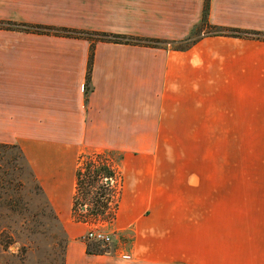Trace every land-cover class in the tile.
<instances>
[{"label": "crops", "instance_id": "1", "mask_svg": "<svg viewBox=\"0 0 264 264\" xmlns=\"http://www.w3.org/2000/svg\"><path fill=\"white\" fill-rule=\"evenodd\" d=\"M204 7L0 0V22L169 42L97 41L87 93L90 40L0 28V144L20 147L65 222L64 264H264V40L204 29L177 48ZM208 20L264 32V0H210ZM82 151L123 157L105 254L73 219Z\"/></svg>", "mask_w": 264, "mask_h": 264}, {"label": "rangeland", "instance_id": "2", "mask_svg": "<svg viewBox=\"0 0 264 264\" xmlns=\"http://www.w3.org/2000/svg\"><path fill=\"white\" fill-rule=\"evenodd\" d=\"M213 31L205 30L206 33ZM201 34L202 32L198 36ZM184 150L185 140H178L175 161L179 166L185 163ZM122 158V155L115 152L82 151L79 155L77 173L82 188L78 194V205L74 204V222L85 227L84 236L90 227L113 235V241L109 245L89 243L91 250H104L109 253L116 243L111 227L115 222L118 201L121 200ZM102 163H109L116 170L113 178L115 183L110 187L105 186L104 178L96 181L95 168ZM24 177L23 182L27 185L21 190L19 198L30 209L23 213L0 209V264H63L68 242L65 222L45 193L35 189L37 184L29 178V174L25 173Z\"/></svg>", "mask_w": 264, "mask_h": 264}, {"label": "trees", "instance_id": "3", "mask_svg": "<svg viewBox=\"0 0 264 264\" xmlns=\"http://www.w3.org/2000/svg\"><path fill=\"white\" fill-rule=\"evenodd\" d=\"M210 8V0H205V7L203 13V19L199 26H197L190 39L195 38L193 41L187 39L183 43H180L177 48L186 49L193 45L199 35L204 29H212L221 31V34L237 36V37H247L255 38L259 40H264V32L260 31H246L241 29H229L214 27L209 23L208 15ZM0 28H6L9 30H19L24 32H36L40 34H61L67 36H76L79 38H85L91 41L89 64L86 77V90L87 93L90 90L91 74H92V63L94 60V47L97 41H108L115 43H125V44H138L153 47H164L167 41L159 39H147L132 37L126 35L109 34L103 32H91L84 30L75 29H56L43 26H29L11 22H0ZM13 151V152H11ZM11 152V153H9ZM109 164V163H108ZM106 163L99 164L95 171L96 181L101 178H111L115 175L116 170L111 165ZM25 173L29 174V178L32 179L37 185L35 189L44 194V191L40 184L38 183L28 161L26 160L22 150L17 145L0 144V209L6 212L23 213L24 210H29V206L26 202H23L19 198L21 190L26 187L27 184L23 182L25 178ZM82 184L79 180V173H77V194H79ZM19 194V195H18ZM18 195V197L16 196ZM78 205L77 195L75 197V206ZM104 213V212H103ZM97 214V213H96ZM88 252L93 254H104V250H91L88 245ZM64 264V259H63Z\"/></svg>", "mask_w": 264, "mask_h": 264}, {"label": "built area", "instance_id": "4", "mask_svg": "<svg viewBox=\"0 0 264 264\" xmlns=\"http://www.w3.org/2000/svg\"><path fill=\"white\" fill-rule=\"evenodd\" d=\"M114 177L115 175L111 178H106L104 180L105 186H108V187L112 186L115 183L113 179ZM77 199H79L78 194H77ZM118 205H119V201L117 204V208H118ZM82 208L85 209V207H82ZM116 212L117 210L115 211V216H116ZM95 215L97 214L95 213ZM83 240L86 241L88 244L95 243L97 245H109L113 241V235L101 229L90 227L86 235L83 237Z\"/></svg>", "mask_w": 264, "mask_h": 264}]
</instances>
